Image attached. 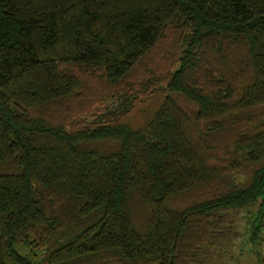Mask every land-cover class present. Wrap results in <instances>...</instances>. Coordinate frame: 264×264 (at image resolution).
<instances>
[{
	"label": "trees",
	"instance_id": "16d2710c",
	"mask_svg": "<svg viewBox=\"0 0 264 264\" xmlns=\"http://www.w3.org/2000/svg\"><path fill=\"white\" fill-rule=\"evenodd\" d=\"M229 233L264 261V0H0V264H205Z\"/></svg>",
	"mask_w": 264,
	"mask_h": 264
},
{
	"label": "rangeland",
	"instance_id": "374dc122",
	"mask_svg": "<svg viewBox=\"0 0 264 264\" xmlns=\"http://www.w3.org/2000/svg\"><path fill=\"white\" fill-rule=\"evenodd\" d=\"M120 99L114 100H106L102 103L96 102L92 107V111L100 112L104 111L105 109H113L118 107L120 103ZM244 223L243 214L240 213L234 218V230L241 232ZM263 243L258 247H262ZM17 250L20 253L27 252V248L22 246H17ZM261 250V248H260ZM35 253L36 257L41 255V251L34 249L32 250ZM208 256L205 261V264H258L255 260V255L253 252H249L245 249L244 251L241 250V240H238L236 236H233V233H229L228 236L220 240L218 243L213 244L212 246L208 247ZM262 257L264 255L262 254ZM264 264V261L262 263Z\"/></svg>",
	"mask_w": 264,
	"mask_h": 264
}]
</instances>
